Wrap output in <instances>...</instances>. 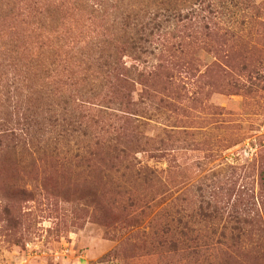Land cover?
<instances>
[{"label": "rangeland", "instance_id": "374dc122", "mask_svg": "<svg viewBox=\"0 0 264 264\" xmlns=\"http://www.w3.org/2000/svg\"><path fill=\"white\" fill-rule=\"evenodd\" d=\"M239 1L215 35L166 28L142 56L121 23L152 0H0V125L29 132L0 139V264H192L168 216L199 196L264 240V0ZM104 63L130 72L122 107Z\"/></svg>", "mask_w": 264, "mask_h": 264}, {"label": "trees", "instance_id": "16d2710c", "mask_svg": "<svg viewBox=\"0 0 264 264\" xmlns=\"http://www.w3.org/2000/svg\"><path fill=\"white\" fill-rule=\"evenodd\" d=\"M152 2H154L151 3L154 8L147 10L145 15L143 13H129L125 19L129 20L131 18V22L129 23L128 21L127 24V21L124 20L121 23L122 27L126 28L129 34V30L140 29V38L137 39V33L133 34V38L135 37L142 45V47L137 48V51L142 56L147 55L149 53L148 50L152 49L154 42L150 43V38L156 37L159 40L160 35H162L166 28L174 29L187 25L192 30H198L200 34L206 37L215 35L221 22L220 15L227 14L231 12L233 7L245 3L239 0H152ZM243 9L245 10L246 8L243 7ZM229 15L232 14L230 13ZM128 40L132 42L129 36ZM171 48L178 52L181 51L180 44H177L174 48L171 46ZM153 50L156 51L158 49L155 48ZM151 54L153 55V52L150 51L148 55ZM102 67L104 69L100 72L101 77L109 80L111 77L113 78L110 83L106 82L103 84L106 88L114 86V88H109L113 90L114 95L112 96L116 101L112 103L118 106L124 105L126 96L122 91L129 92L128 78L130 72L128 73L122 67L117 68L115 63H104ZM137 67L133 69L134 72H131V74L138 71ZM111 82L113 86H109ZM98 107L101 109L108 108L104 104H99ZM121 120L128 122L129 119L122 117ZM74 124L69 122L67 126H63L59 118L54 121V127L64 135L78 132L83 138L90 136L88 127L78 124V122H74ZM28 133V128L25 124L18 125L5 120V123L0 125V139L9 143L19 140L23 146L22 142L26 143L29 141ZM116 144L119 143L117 142ZM99 146L100 143L97 142V147ZM203 197L199 196L201 199L191 206L190 211L179 209L174 212L173 216H168V222L175 227L174 230L177 242L181 245V251L186 254L188 253L190 258L193 257L194 261L192 264H213L216 260L220 261L222 258L229 259L233 255L237 257L236 252H234L236 247L239 254L240 252H246L244 247L255 246L258 248L262 246L264 249V240H255L250 243L244 242L243 239L246 237V234L235 224L229 227L228 234L224 233L226 227L222 226L219 222L221 221L219 217L221 216L222 209L205 202ZM166 231L167 229L164 231V234H166ZM209 231L210 233H208ZM165 246L167 247L166 253L176 255L180 251L179 247L176 248L178 246H176V243L167 242ZM257 248L254 249L256 250L254 254L257 255L255 260L260 264H264V252L259 253Z\"/></svg>", "mask_w": 264, "mask_h": 264}]
</instances>
